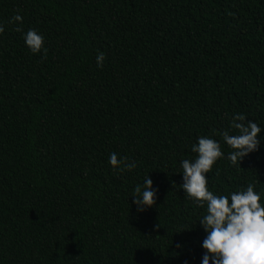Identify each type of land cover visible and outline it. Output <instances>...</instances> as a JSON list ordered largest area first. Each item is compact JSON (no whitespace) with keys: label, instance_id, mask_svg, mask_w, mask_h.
<instances>
[{"label":"trees","instance_id":"trees-1","mask_svg":"<svg viewBox=\"0 0 264 264\" xmlns=\"http://www.w3.org/2000/svg\"><path fill=\"white\" fill-rule=\"evenodd\" d=\"M0 24V264H200L205 209L178 186L200 135L224 153L209 189L264 201V0H0ZM235 113L262 129L241 167L220 135Z\"/></svg>","mask_w":264,"mask_h":264},{"label":"clouds","instance_id":"clouds-1","mask_svg":"<svg viewBox=\"0 0 264 264\" xmlns=\"http://www.w3.org/2000/svg\"><path fill=\"white\" fill-rule=\"evenodd\" d=\"M22 21L23 18L15 14L9 22L22 24ZM3 31L4 26L0 24V32ZM22 38L32 54L46 52L44 36L36 29L22 31ZM104 59L105 54L98 52L97 67L103 65ZM261 132L259 124L247 120L245 114L232 115L229 128L220 133L223 142L231 149L227 159L232 165L241 167V161L258 149ZM191 151L196 154L193 159L179 162L183 182L178 186L183 189L187 200L205 209L198 223L206 232L201 242L204 252L200 264H264V201L261 194L251 183L227 195L215 194L208 187L206 174L224 155L220 141L200 135L191 145ZM108 163L117 172L136 167V161L118 157L115 152L109 154ZM132 197L138 212L154 205L156 190L149 174L144 177L143 184L134 187ZM154 227L158 228L160 224Z\"/></svg>","mask_w":264,"mask_h":264}]
</instances>
